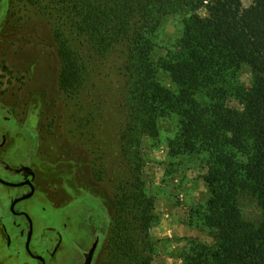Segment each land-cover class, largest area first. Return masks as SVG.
<instances>
[{"label":"rangeland","instance_id":"1","mask_svg":"<svg viewBox=\"0 0 264 264\" xmlns=\"http://www.w3.org/2000/svg\"><path fill=\"white\" fill-rule=\"evenodd\" d=\"M59 1L0 0V180L18 185L28 178L35 189L31 195L28 188L0 184V264H37L28 252L43 264H108L113 230L125 228L115 205L132 176L123 139L126 54L119 48L100 57L81 49L84 88L75 96L64 92L54 31L62 28L74 49L83 45L68 33ZM198 15L206 17L204 7ZM185 17H163L154 62L174 48ZM250 80L243 69L240 83ZM176 132L174 117L161 119L159 138L144 136L140 144V181L152 199L151 248L143 254L149 264H185L192 243L215 245L197 214L209 197L204 155L170 156L168 141ZM17 198L23 199L13 205ZM239 210L244 221L260 222L252 196L240 195Z\"/></svg>","mask_w":264,"mask_h":264},{"label":"trees","instance_id":"2","mask_svg":"<svg viewBox=\"0 0 264 264\" xmlns=\"http://www.w3.org/2000/svg\"><path fill=\"white\" fill-rule=\"evenodd\" d=\"M58 4L68 33L83 45L74 49L62 28L54 31L64 92L75 96L84 88V48L100 57L119 48L126 54L123 139L132 176L119 189L116 214L125 228H114L107 263L149 264L143 254L151 248L152 199L140 181L139 149L144 136L159 138L161 119L174 117L177 132L168 141L170 156L204 155L209 197L197 214L215 238L213 247L192 243L184 263L264 264V0H251L247 7L243 0ZM202 7L204 18L198 15ZM180 12L187 15L180 38L154 62L161 20ZM243 69L251 76L248 86L239 81ZM241 194L252 196L260 207L258 224L242 219Z\"/></svg>","mask_w":264,"mask_h":264},{"label":"flooded vegetation","instance_id":"3","mask_svg":"<svg viewBox=\"0 0 264 264\" xmlns=\"http://www.w3.org/2000/svg\"><path fill=\"white\" fill-rule=\"evenodd\" d=\"M3 141H4V139H3ZM1 146H2V144L0 143V148H1ZM29 172V171H28ZM0 184L1 185H3V186H8V187H13V188H20V187H25V188H28L29 189V194H31L32 195V193H34L35 192V189H34V186H33V183L31 182V181H29L28 180V178L27 179H24L20 184H18V185H10V184H6V183H4V182H2V180H0ZM26 198V197H25ZM21 199H23V198H17V199H15V201H16V203L14 204V205H17L18 203H20V201H21ZM14 201V202H15ZM13 202V203H14ZM11 212L12 213H14V211L13 210H11ZM16 216H22V217H25V212L24 211H20V212H16V213H14ZM29 225V230H28V237H29V234H31V225H30V223L28 224ZM29 242H30V239H29ZM26 250H27V243H26ZM28 258L29 259H32L33 261H36L37 262V264H43V262H42V260H41V258L38 256V255H35L34 253H30V252H28ZM85 264H88V261H86V263Z\"/></svg>","mask_w":264,"mask_h":264},{"label":"water","instance_id":"4","mask_svg":"<svg viewBox=\"0 0 264 264\" xmlns=\"http://www.w3.org/2000/svg\"><path fill=\"white\" fill-rule=\"evenodd\" d=\"M15 203H16V201L13 203V205H14ZM13 205H12V206H13Z\"/></svg>","mask_w":264,"mask_h":264}]
</instances>
